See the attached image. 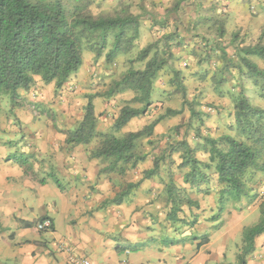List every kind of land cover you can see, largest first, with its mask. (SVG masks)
I'll list each match as a JSON object with an SVG mask.
<instances>
[{
  "label": "crops",
  "instance_id": "obj_1",
  "mask_svg": "<svg viewBox=\"0 0 264 264\" xmlns=\"http://www.w3.org/2000/svg\"><path fill=\"white\" fill-rule=\"evenodd\" d=\"M85 70L84 59L83 65L67 83L76 90L68 103L79 100L75 94L88 92L82 88ZM156 86H160L159 81ZM29 89L35 90L34 87ZM40 90L37 88L31 97L50 101L53 95L41 97ZM114 102L113 97L94 98L98 131L124 136L133 132L132 125H137L140 120L144 124L135 126L138 130L151 122L150 116L136 117L120 130L114 129L118 114L114 118L102 115L104 108L114 106ZM85 105L83 102V107ZM71 115L68 110L64 116ZM24 116L20 140L6 143L15 134L13 126L8 125L5 144L0 142V147L4 148L0 154V264H77L74 257L89 258L97 264H117L123 259L132 264L237 262L239 246L231 235V217H222L224 224L220 230H213L214 225L198 228V233L196 231L193 236L195 240L189 235L190 231H180V227H171L170 223L162 221V215L169 211L165 186L170 175L166 179L163 162L158 173L144 178L145 172L154 167L157 157L154 153L146 151V158L135 167L121 168L119 164L118 168V163L94 155L100 146L97 139L78 145L66 143L65 134L60 142L54 138L46 139L40 126L32 124V117ZM163 121L155 127L154 135L163 132L160 131ZM30 134H36L34 139H27ZM14 154L27 156L30 170L15 159L6 161ZM142 179L138 187L126 190L129 183ZM181 183H184L183 177ZM219 189L215 175L210 184L202 185L201 190L192 191L190 196L204 207H208L209 201L211 214L212 208L218 206ZM123 192L126 194L118 203V195ZM262 194L264 196V189ZM255 203L248 204L242 212L245 219L261 215L256 211L257 205L253 206ZM42 218L52 222L50 230L38 228ZM204 235L209 237L208 240L203 239ZM247 264H264V233L257 237L256 250L248 257Z\"/></svg>",
  "mask_w": 264,
  "mask_h": 264
},
{
  "label": "trees",
  "instance_id": "obj_2",
  "mask_svg": "<svg viewBox=\"0 0 264 264\" xmlns=\"http://www.w3.org/2000/svg\"><path fill=\"white\" fill-rule=\"evenodd\" d=\"M68 1L0 0V97L7 95L14 105H22L19 89L31 88L37 76L45 84L54 83L55 89L60 90L83 65L85 43L91 44L96 59H99L107 49V36L112 33V47L105 53V60L112 63L118 56L128 53L134 41L139 38L140 16L133 13L127 3L120 1L118 9L112 14L95 16L91 11L92 0H74L70 5ZM217 24L222 25L219 30L223 33L224 25L219 21ZM152 48L154 44H149L134 60L130 59L129 68L109 87L106 94L87 95L83 118L73 129L67 130L66 143L88 144L98 139L100 146L94 151V155L118 163V166L121 164V168L135 167L146 158L147 153L139 155L135 151L139 140L150 138L163 119L181 114L183 110L167 108L165 113L142 129L117 137L97 130L93 100L98 96L112 97L126 90L136 93L129 103L120 108L113 125L116 130L126 126L133 118L148 115L158 73L167 63V59L157 52L150 56ZM251 57L264 61V33L257 43L242 47L239 63L234 64L242 77L252 81L259 96L264 99V68ZM136 62H145V65L138 69L134 66ZM175 84L187 102L186 86L180 71L175 72ZM245 90L242 86L234 98L235 124L232 128L235 135L208 137L205 138V143L197 146H192L186 140L180 141L184 152L178 168H186L187 171L182 176L183 187H179L171 176L166 183L169 211L165 214L169 221L186 223L185 217L181 216L184 207L193 208L198 204L190 197V193L201 190L204 184H210L212 169L220 185L219 209L214 220L220 217L219 214L225 211L228 204L237 206L244 198L249 197V173L264 166V107L253 104ZM132 103H140L142 106L137 107ZM175 150L177 148L173 151ZM199 150L208 154L207 162L196 155ZM12 159L30 170L31 163L27 156L14 154L7 157L6 161ZM163 162V155L156 157L154 167L145 172L144 178L158 173ZM44 181L43 179L42 182ZM142 181L143 179L129 183L126 190L138 187ZM125 192L118 195V203L122 202ZM259 213L261 218L258 223L243 227V244L235 264H247L248 257L256 250V239L264 233V203L260 205ZM45 219L42 218L41 221ZM208 238L207 235L203 237L204 240ZM192 239L195 240L196 237L192 235ZM202 243L198 244V248Z\"/></svg>",
  "mask_w": 264,
  "mask_h": 264
},
{
  "label": "rangeland",
  "instance_id": "obj_3",
  "mask_svg": "<svg viewBox=\"0 0 264 264\" xmlns=\"http://www.w3.org/2000/svg\"><path fill=\"white\" fill-rule=\"evenodd\" d=\"M73 1L69 0V5ZM92 1L91 11L95 16L112 14L118 9L120 1L127 3L130 10L140 16L139 38L134 41L128 53L118 56L112 63L105 60V53L112 47L114 40L112 33L108 34L107 49L99 59H96L91 44L85 43L86 70L82 88L88 92L82 91L80 94H75L79 100L73 99V103L67 102L76 92L72 86L66 83L65 88L63 86L60 90H56L54 83L45 84L40 76L36 77L37 80L31 88L34 87L35 90L40 88L41 97L46 94L50 97L53 95L50 101L33 99L30 94L32 92L35 94V90L30 91V89H19L22 105H14L7 95H2L0 97V142L2 145L5 144L8 125L13 126L15 134L13 138H10L11 140L7 139L6 143L9 141L16 143L20 140V131H23L22 127L25 123L24 115L32 117V124L40 126L39 128L45 132L46 139L54 138L53 140L57 142L62 141L61 137L66 135L68 127L76 126L82 120L83 102L87 103V95L90 93L106 94L109 87H112L129 68V60H134L143 48L154 44L150 56L157 52L167 59V63L158 73L157 81L160 86L154 87L153 102L149 107L150 113L143 117L150 116L151 118L148 119L152 121L170 107L183 111L176 116L165 118L161 124L163 128L160 130L163 132L153 134L152 138H141L135 151L139 155L145 154L146 151L154 153L157 157L163 155L165 160L163 171H165L166 179L167 175H170L179 187H183L181 179L187 169L178 168L184 152L180 141L186 140L192 146H197L205 143V138L208 137L219 138L224 134L235 135L232 128L235 124L234 98L242 86L245 87L246 94L253 104L264 107V99L259 96L252 81L242 77L234 66L235 63H239L242 47L257 43L260 35L264 33V0ZM217 21L224 25L223 33L219 30L222 25L217 24ZM251 59L264 68L263 60L257 57H251ZM144 65L145 62L134 64L138 69L143 68ZM176 71L181 72L183 83L186 86L187 102L175 84ZM135 94L133 90H126L113 95L114 106L109 105L104 108L102 115L106 114L108 118H114L116 114H119L120 108L129 103L128 101H131ZM132 105L142 106L140 103H132ZM68 110L72 115L66 118L64 115ZM143 124L144 121L140 120L137 125H132L131 130L136 132L138 129L135 126L140 127ZM35 135L30 134L27 139H34ZM174 148L177 150L173 151ZM3 152L4 148L0 147V154ZM196 155L205 162L209 159L208 154L201 150ZM211 173L212 177L215 176L213 169ZM247 182L250 189L249 197L244 198L237 206L232 203L228 204L217 220H214V217L218 214L219 206L212 208L213 212L210 214L209 201L208 207H204L202 203L194 205L193 208L185 206L181 216L185 217L186 223L169 221L167 214L164 213L161 219L167 224L170 223L171 227L175 225L180 227V231L184 229L190 231L189 235L194 236L196 231L198 233V228L206 225H214L213 230H220L224 224L222 217L227 215L231 217L232 233H230L237 240L236 245L239 246L240 252L243 244V228L240 229V226L254 225L261 217V215H255L245 219L242 212L253 201H256L253 205H257L256 211L260 212V205L264 203L262 194L264 166L259 170H251ZM235 216L236 219H233ZM152 261L158 262L157 260Z\"/></svg>",
  "mask_w": 264,
  "mask_h": 264
},
{
  "label": "built area",
  "instance_id": "obj_4",
  "mask_svg": "<svg viewBox=\"0 0 264 264\" xmlns=\"http://www.w3.org/2000/svg\"><path fill=\"white\" fill-rule=\"evenodd\" d=\"M38 228L40 230H50L52 227V222L49 219H45L43 221H40L37 224ZM74 261H76L77 264H97L96 262H94L93 260L89 259V258H80V259H73ZM117 264H132L130 263L127 259H123L120 260Z\"/></svg>",
  "mask_w": 264,
  "mask_h": 264
}]
</instances>
